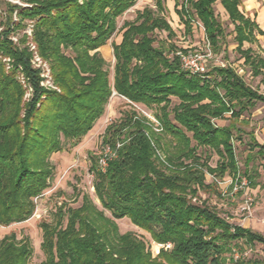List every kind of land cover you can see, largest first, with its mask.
<instances>
[{"label": "trees", "instance_id": "16d2710c", "mask_svg": "<svg viewBox=\"0 0 264 264\" xmlns=\"http://www.w3.org/2000/svg\"><path fill=\"white\" fill-rule=\"evenodd\" d=\"M136 2L8 3L0 32V225L26 221L34 214L35 198L54 175L51 154L64 148V139L76 144L93 128L114 88L135 103L155 107L162 130L134 112L108 125L103 147L113 148L115 156L102 169L93 155L91 170L96 195L112 218L88 194L78 207L62 203L54 221L40 225L45 258L39 264H263L260 258L245 257L243 247L264 244V234L230 223L215 208L192 199L199 198L200 191L218 188L215 181H206L208 173L218 180L246 176L251 186L257 185L251 162L264 157V144L250 134L251 150L241 171L235 140H242L245 131L236 121L257 101L264 103V94L230 65H216L200 75L185 70L177 45L169 41L175 33L165 15V0H154L156 11L146 7L126 23L121 42L113 44L112 83L100 47L117 31V17ZM217 3L233 23L240 57L253 74H261L264 58L244 43L264 31L241 10L242 0H175V10L190 33L197 16L218 53L227 33ZM26 21L33 24L32 35L24 32L16 43L11 36L26 29ZM157 30L168 33L158 45ZM29 41L49 63L58 89L41 86ZM21 72L34 88L29 102H24ZM173 96L179 103L171 106ZM228 113L231 123L215 122ZM210 151L219 155L216 166L209 163ZM123 217L150 231L155 241L171 242V249L163 247L154 257L136 234L119 231L115 219ZM238 250L242 255L236 256ZM33 253L29 237L18 239L12 233L0 239V264H30Z\"/></svg>", "mask_w": 264, "mask_h": 264}, {"label": "rangeland", "instance_id": "374dc122", "mask_svg": "<svg viewBox=\"0 0 264 264\" xmlns=\"http://www.w3.org/2000/svg\"><path fill=\"white\" fill-rule=\"evenodd\" d=\"M243 1L244 3L241 9L243 8L244 10L245 7H251L252 2L256 5L258 1L261 2L260 0ZM8 3L29 5L28 0H0V32L5 28L4 23L8 10ZM165 6V15L175 33L174 37H171L169 41L177 45L178 49L194 50L199 47H204V32L202 28L195 23L198 19L197 16H194L195 21L192 22L193 28L190 33L187 30L186 24L180 20L179 15L176 13L175 0H165ZM146 7H151L154 11L157 10L154 0H137L133 6L118 16L117 31L105 45L100 47L102 55L107 60L106 68L108 69L109 78L112 83L114 81V66L116 62L113 44L121 42L126 23L134 21L138 12ZM216 10L223 25L226 27L227 38L222 49L218 53L214 51V57L208 61L209 67L215 65L221 66L222 63H224L225 66L230 65L244 77L248 84L264 94V69L261 74L255 75L250 66L244 63V58L240 57V53L236 50L237 45L234 39L233 23L228 13L220 3H217ZM16 11L13 14L15 21L18 20ZM26 22L30 23V21ZM29 26L24 30L21 29L16 31L11 36L12 39L18 43L24 32H27L28 35L31 36L32 34L28 32ZM262 26L264 27V24H262ZM167 34L168 33L165 31L157 30L155 33L157 42H155V44L158 45L160 41L167 37ZM31 43L32 42L29 41L28 45L31 46ZM244 47H252L257 55L264 58V36L258 35L257 41L253 43L246 42ZM30 49L34 50L32 65L36 69H39L41 86L47 89H58L54 83L51 68L47 60H44L37 53L36 47V50L32 47H30ZM67 52L70 53L71 51L68 50ZM37 55L40 59L37 58ZM19 79L26 88L24 102H29L33 97L34 88L28 78L25 77L24 73L21 72L19 74ZM171 99V106L179 103L177 97L173 96ZM156 111L157 109L155 107L150 108L145 104L135 103L119 95L113 88V94L106 104L105 112L96 120L93 128L76 144L68 140L65 141L64 139V148L61 151H56L51 154L49 161L54 169V175L50 180L49 187L41 196L35 198L36 209L34 214L26 221L12 223L8 226L0 225V239L12 233H15L18 239L29 237L34 247V253L30 259V264H39L45 258V254L41 248L43 231L40 225L43 221H54L56 209L62 203L65 202L73 207H78L83 202V195L88 194L98 209L104 211L107 217L112 218V213L103 207L95 192V176L91 170L92 156L94 155L97 157L98 165L101 167L99 159L103 154V137L106 129L110 123L122 121L127 113L134 112L136 116H145L152 122L154 125L153 127L157 131L162 130L160 122L155 117ZM22 116H24V111L22 112ZM229 116L230 113L226 115V118L216 119L215 122L220 126L228 125L231 123ZM241 118L242 119L236 121V123L239 127L244 129L245 133L242 134V140H235V147L238 153L241 171H244L245 160L251 150L247 144L251 136L250 134L253 133L256 139L264 144V103L257 101L243 113ZM188 134L192 135V133ZM194 144H196V141L192 140V145ZM201 151L202 148H199V152ZM210 153L209 163L212 166H216L219 155L214 151H210ZM253 163L257 169V185L255 187L251 186L249 179L244 176L246 181H248L247 185L235 193L234 186L231 188L233 183V178L231 176L227 175L223 180H218L208 173L206 181L208 183L215 181L218 188H216V190L208 189L200 191L199 198L194 197L192 201L199 204L205 202L210 207L215 208L219 215L230 223L250 227L264 234V157H256L253 162H251V165ZM115 221L121 233L130 231L141 238L154 257L159 255L163 247L171 249L167 248V246H162L163 243L155 241L150 231L135 225L129 217L115 219ZM155 229L158 230L159 227H155ZM243 249V255L245 257L260 258L263 260L264 264L263 243L256 242L254 245H245ZM240 255H242V253L238 250L236 256Z\"/></svg>", "mask_w": 264, "mask_h": 264}, {"label": "built area", "instance_id": "2783aa9c", "mask_svg": "<svg viewBox=\"0 0 264 264\" xmlns=\"http://www.w3.org/2000/svg\"><path fill=\"white\" fill-rule=\"evenodd\" d=\"M195 21V19H193ZM196 25L200 26L202 28V31L204 32V47H199L194 50H184V49H178L176 51V55H178L181 59L182 67L189 71L191 74H205L207 73L212 67H209L208 61L214 57V49L206 37L205 34V28L204 25L201 23L199 19L195 21ZM32 26L33 24H30L29 26V34H32ZM31 47L35 49V44L31 43ZM37 58L40 59V57L37 55ZM216 66V65H215ZM221 66H225L224 63H222ZM159 130V129H158ZM120 146V144H118ZM115 156V152L113 148L110 146H104L103 154L101 155L99 159L100 166L105 169V167L108 164V161ZM239 179V180H238ZM237 180H233L232 186H234V192L237 193L240 189L244 188L248 181H246L245 177L238 178ZM162 246H167V248L172 247V243H163Z\"/></svg>", "mask_w": 264, "mask_h": 264}, {"label": "crops", "instance_id": "0c3cea01", "mask_svg": "<svg viewBox=\"0 0 264 264\" xmlns=\"http://www.w3.org/2000/svg\"><path fill=\"white\" fill-rule=\"evenodd\" d=\"M261 2H257L258 4L256 5L254 2H252L251 7H245V10L242 8L241 10L245 12V14L247 16H249L252 20H255L259 27L264 31V27L262 26V24H264V0H260ZM244 3V1L242 0L241 6ZM240 6V8H241ZM223 7V6H222ZM224 8V7H223ZM225 9V8H224ZM256 9V10H255ZM226 11V10H225ZM258 14H257V13ZM253 14V15H252ZM262 22V23H260ZM258 35H262L264 36V34H260V33H256V39L253 41H257L258 40ZM253 42H248V43H253ZM246 43V42H245ZM244 43V44H245ZM245 48V47H244ZM249 48V47H247ZM252 48V47H251ZM253 49V48H252ZM254 50V49H253ZM255 52V51H254ZM264 68H262L263 70Z\"/></svg>", "mask_w": 264, "mask_h": 264}]
</instances>
